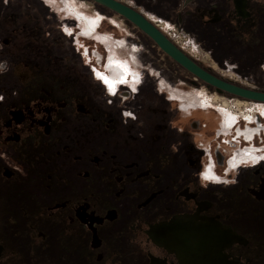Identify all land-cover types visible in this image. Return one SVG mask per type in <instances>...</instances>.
<instances>
[{"label": "flooded vegetation", "instance_id": "af4514ba", "mask_svg": "<svg viewBox=\"0 0 264 264\" xmlns=\"http://www.w3.org/2000/svg\"><path fill=\"white\" fill-rule=\"evenodd\" d=\"M12 1L0 0V264H264V159H248L260 146L242 140L231 169L246 167L227 174L224 165L217 174L225 183L203 181L204 144H190L167 111L145 138L126 134L115 100L122 87L135 100L146 82L131 55L119 56L120 40L100 33L102 21L71 15L64 0H41L63 12L64 33L75 34L72 19L77 37L105 48L107 58L80 43L96 64V87L71 68L38 15L8 11ZM226 4L225 19L264 42V0ZM171 95L165 101H178L179 115L218 113L223 132L231 117L254 113L264 126V105L240 115L224 105L226 114ZM253 126L238 136L250 142ZM224 143L214 133L211 147Z\"/></svg>", "mask_w": 264, "mask_h": 264}, {"label": "rangeland", "instance_id": "374dc122", "mask_svg": "<svg viewBox=\"0 0 264 264\" xmlns=\"http://www.w3.org/2000/svg\"><path fill=\"white\" fill-rule=\"evenodd\" d=\"M16 1L13 0L11 2L8 11L19 12L21 13V16L26 15L27 13L38 15V17L42 20V25L49 27L55 32V39L58 45L57 48L61 50L63 56L65 55L66 58L70 59L69 63L71 68L77 70V73L82 76H88L89 80L95 81L92 67L94 65L96 66V64L93 62L89 63V61L82 55L83 49L80 48V43H82L81 45H85L89 48L90 52L98 50L105 56V58H107L108 55L105 52V48L103 46L101 47L100 44H96V42L82 37H77L79 32L78 24L72 19L68 21L71 22L76 35L74 34L73 36H70L64 33V29L62 28L64 27L65 22H67V19L65 20V15L62 14L63 12L60 13L58 9L47 6L41 0ZM124 3L132 6V1L128 0ZM64 5L65 11L70 12L71 15L75 14L77 16V14L80 13L93 24L96 20H98L97 26L100 25L99 21H102L99 29L100 33L109 36L112 40H120V45L117 47L120 49L119 56L121 58H125L126 60L130 58L129 55L133 56V66L141 73L142 81L145 80L146 82V87L142 89L140 94H136L135 100L132 99L135 93L131 92L130 94L132 95H128L127 93H129L130 89L119 87L121 94H124V97H117L119 99L115 100L118 110H131L132 112L128 118L124 117L123 111L121 114L122 119L129 123L125 130L127 135L136 137L137 134H142L145 138L149 130L153 128V124L165 122L166 119H168V122L171 121L173 123L172 126H177L191 135V141H189L190 144L195 141L194 143L197 145H201V143H203L205 146L210 145L211 147L214 133L219 130L218 123L220 115L216 112H204L201 110L194 111L191 116H187L182 112H179L181 114L179 115L175 111L176 107L181 106L179 102L176 101L167 104L165 101V98L172 96L171 94H177L176 97L182 98V101H184L186 105H188V103L190 105H202L201 102L205 100L208 101V105L211 104L213 106H220L226 101L228 106L233 111H239V109L247 111L250 109L239 103V100L240 102H243L244 99L227 94H217L214 88H211L196 79L193 75L162 52L158 46L138 28L112 11L90 0H64ZM249 42L253 45L258 44L257 40H251ZM201 46L205 51L203 52L207 53L209 58L205 59V61H202V59L201 61L192 59L199 63V65L209 69L212 74L214 73L215 76L217 75V77L220 78L218 72H215L212 68H210L212 63L217 65V62L213 57V51L205 48L203 45ZM256 54L257 52L253 50L251 52H244L243 56L252 61ZM225 61L236 64L238 72L242 76L251 75L254 79L252 82L250 81L244 83L243 85H237L251 90L264 92V66L261 68L260 64H253L252 74L244 67H240L238 62L227 59L219 62L220 64L217 65L218 68H222L221 66ZM94 84H96V87L99 86L96 81ZM140 85L141 83L137 88L138 90H140ZM98 90H100V88H98ZM101 90L106 91L107 88L106 90L103 88ZM107 99H111V96ZM237 104L239 105L237 106ZM255 106H257V104ZM262 106L263 105L254 107L253 105V107L260 112L262 111ZM165 111H167V115L165 114L166 119L165 115H163ZM136 118H138V120H136ZM258 126L259 125L257 124L255 127L253 126V128L257 129ZM263 127L262 129L264 130ZM241 128L243 129V127ZM234 136L235 135L233 134V137ZM262 137L264 138V136ZM263 144L264 143L262 141L256 143L258 146ZM211 148L212 154L216 155L219 146H217L216 150H214L213 147ZM221 149L226 150V153L223 152L225 157H229L235 150V148L226 144L222 145ZM223 155L221 153V160L225 162ZM203 160L205 164L206 158H203ZM222 166L223 164L219 167L222 168Z\"/></svg>", "mask_w": 264, "mask_h": 264}, {"label": "crops", "instance_id": "0c3cea01", "mask_svg": "<svg viewBox=\"0 0 264 264\" xmlns=\"http://www.w3.org/2000/svg\"><path fill=\"white\" fill-rule=\"evenodd\" d=\"M131 1L132 6L137 10H143L161 18L164 17L192 35L201 45L213 51V57L217 64H220L219 62L222 60H232L252 73L253 64L263 62L264 42L253 45L249 42L255 41L252 36H247L235 26V23H230L225 19L228 0ZM212 14L218 18L210 20L209 15ZM260 34L262 35L263 31H260ZM253 50L257 54L252 61L243 56L244 52Z\"/></svg>", "mask_w": 264, "mask_h": 264}, {"label": "built area", "instance_id": "2783aa9c", "mask_svg": "<svg viewBox=\"0 0 264 264\" xmlns=\"http://www.w3.org/2000/svg\"><path fill=\"white\" fill-rule=\"evenodd\" d=\"M152 16L153 17L151 19L159 25L160 30L164 33V35L166 37H168L173 43H175V45L178 48H180L182 51L188 52L190 55H193L195 57V58L192 57L193 59L198 60V61L202 59V61H203V56L199 53V51H204V49H202L201 44L198 43V41L194 37H192L190 34L185 32L183 29H180L179 27H177L171 21H168L164 18H158L154 14ZM205 54H207V53H205ZM221 67L222 68H220V69H222V71H224V67L225 68L227 67V69H225L226 71H228V72L232 71V73L234 72L236 74V77H232L233 81L228 80V79L226 80V79L222 78V79L229 81L231 83L237 84V82H239L240 85H243L246 82H250V81L252 82L254 80L251 75L242 76L238 72L237 65L233 64L229 61H225ZM130 92H131V89H130ZM127 94L129 95V93H127ZM131 113H132L131 111H125V110L123 111L125 118L130 117ZM253 123L249 124V123H247L246 120H244L242 118V121L240 123L235 124L228 131L223 132V130L221 131V129H219L217 131V136L225 139L224 144L230 145V146H232V148H235L234 152H232V154L228 157V159L227 160L224 159L225 162H223L221 160V153L223 155V152L226 153V150L220 148L217 150V152L215 151L216 155H214V154H212L210 145L209 146L203 145V147L201 149H202V152L204 154V157L206 158V163L204 164L203 169L200 173L201 179L203 181L215 182V183H225L226 182L225 177L217 174V168H219V166L221 164H223V166L225 165V170H226L227 174H232V173L238 172L240 169L246 167V166H239L237 169H231V162L236 158L237 153L240 150V147L242 145V140L245 143L243 147H246V144L254 145L260 141H262L264 143V138L262 137V136H264V130L262 129L261 126H260L261 128H259V130L254 133L253 138L251 139L250 142L246 141L245 138L238 136V129L240 127L246 128L247 125H256V124H258V121H254ZM235 126H236V128H234ZM233 134L235 135L234 137H233ZM259 146L260 147H257L256 149L264 148V144L259 145ZM256 154H258V153H256ZM223 157H224V155H223ZM263 162H264V160H263ZM259 163L260 162H258V164ZM245 165H250V164H245ZM251 166H253V165H251ZM209 173H214L215 177L209 179V177H207L209 175Z\"/></svg>", "mask_w": 264, "mask_h": 264}, {"label": "water", "instance_id": "95a60500", "mask_svg": "<svg viewBox=\"0 0 264 264\" xmlns=\"http://www.w3.org/2000/svg\"><path fill=\"white\" fill-rule=\"evenodd\" d=\"M119 15L143 34L149 37L158 48L170 57L174 62L193 75L196 79L207 86L214 88L217 94H227L247 101L264 104V92L244 88L237 84L219 78L207 71L180 48H178L168 37L157 29L140 12L118 0H90Z\"/></svg>", "mask_w": 264, "mask_h": 264}, {"label": "bare ground", "instance_id": "6f19581e", "mask_svg": "<svg viewBox=\"0 0 264 264\" xmlns=\"http://www.w3.org/2000/svg\"><path fill=\"white\" fill-rule=\"evenodd\" d=\"M130 7H132L131 5H130ZM140 13L141 14H143L144 16H145V18H147V20L148 21H150L157 29H159L160 30V27H159V25L155 22V21H153L151 18L153 17L152 15V13H144V12H142V11H140ZM158 17V16H157ZM158 18H161V17H158ZM161 31V30H160ZM162 32V31H161ZM163 33V32H162ZM164 34V33H163ZM175 44V43H174ZM184 53H186L188 56H190L191 58L193 57V58H195L193 55H190L188 52H186V51H183ZM199 53L203 56V60L205 61V59H208L209 57H208V54H205L203 51H199ZM132 60H134V58H133V56H132ZM195 60V59H194ZM199 61H201V60H199ZM210 68H212L215 72H218V75H220V78H224V79H228V80H231V81H233V78L232 77H236V74L233 72L232 73V71H230V72H228V71H226L225 69H227V67L225 68L224 67V71H222V69H220V68H218V66L215 64V63H212L211 64V66H210ZM231 68V67H230ZM235 82V81H234ZM237 84H239V82H237ZM171 94V93H170ZM217 99V98H216ZM202 106H211V104L210 105H208V101H205V100H203L202 102ZM215 103V102H214ZM239 103H241V104H243V106H246L247 108H250V109H255L254 107H259L260 105H264L263 103H256V102H249V101H246V100H243V102L241 101L240 102V100H239ZM216 104V103H215ZM257 104V106H255ZM199 105H201V104H199ZM228 106V104L226 105V101L225 102H223L222 103V105H220V106H215V107H219V109L221 108V110H223L224 111V109L223 108H225V106ZM250 105V106H249ZM253 105H254V107H253ZM213 106V105H212ZM242 106V105H241ZM225 109H229L228 107H226ZM258 111V110H257ZM226 114H228L226 111H224ZM233 112H235V113H239V114H241V112L240 111H233ZM261 113V112H260ZM257 115H259V114H257V113H254V119H253V117L250 119V120H247V123H252L256 118H257ZM262 115V114H261ZM231 120H233V123H238V122H240L242 119H240L239 117H231ZM256 153H258V154H256ZM248 159L249 160H251V161H253V162H259L260 160H262V159H264V153L262 154V151H261V149H251L250 150V152H249V154H248ZM211 176V177H210ZM207 177H209V179H211V178H214L213 177V174L212 173H209V175L207 176Z\"/></svg>", "mask_w": 264, "mask_h": 264}, {"label": "trees", "instance_id": "16d2710c", "mask_svg": "<svg viewBox=\"0 0 264 264\" xmlns=\"http://www.w3.org/2000/svg\"><path fill=\"white\" fill-rule=\"evenodd\" d=\"M199 64V63H198ZM201 67H203L204 69H206L207 71H209V69L205 68L204 66L201 65ZM211 72V71H209ZM212 73V72H211ZM214 74V73H213ZM217 76V75H216Z\"/></svg>", "mask_w": 264, "mask_h": 264}, {"label": "snow or ice", "instance_id": "6c2138e0", "mask_svg": "<svg viewBox=\"0 0 264 264\" xmlns=\"http://www.w3.org/2000/svg\"><path fill=\"white\" fill-rule=\"evenodd\" d=\"M5 2H7V0H5ZM0 99H3V97H0Z\"/></svg>", "mask_w": 264, "mask_h": 264}]
</instances>
